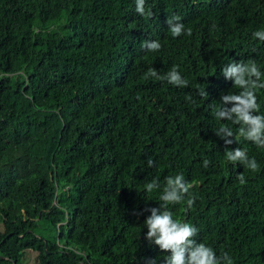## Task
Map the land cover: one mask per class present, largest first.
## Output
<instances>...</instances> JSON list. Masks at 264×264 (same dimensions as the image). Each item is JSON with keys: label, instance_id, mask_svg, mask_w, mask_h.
<instances>
[{"label": "trees", "instance_id": "trees-1", "mask_svg": "<svg viewBox=\"0 0 264 264\" xmlns=\"http://www.w3.org/2000/svg\"><path fill=\"white\" fill-rule=\"evenodd\" d=\"M135 7L0 0V264H23L25 250L37 264H165L170 253L146 239L144 221L176 175L191 187L168 210L198 229L196 242L233 264H264V148L213 108L241 91L225 65L255 61L264 73V42L253 36L264 0H145L151 16ZM173 16L184 25L175 38ZM174 66L187 87L145 78ZM256 96L264 114V89ZM221 125L231 145L215 134ZM237 147L256 171L226 160ZM152 180L160 187L149 193Z\"/></svg>", "mask_w": 264, "mask_h": 264}, {"label": "clouds", "instance_id": "clouds-1", "mask_svg": "<svg viewBox=\"0 0 264 264\" xmlns=\"http://www.w3.org/2000/svg\"><path fill=\"white\" fill-rule=\"evenodd\" d=\"M135 11L141 16H151V12L145 11V0H135ZM179 16H173L166 22L169 25V31L173 38L184 34V25L179 22ZM191 35V30L187 31ZM255 38L264 42V30H258L253 33ZM142 48L149 52L159 51L161 44L159 41H145ZM222 75L226 80L233 81V86L241 89L238 94L223 95L220 100V106L214 108V116L217 120L231 121L239 125L238 133L247 141L253 142L258 148H264V114L258 115L260 105L257 103L256 90L264 89V82L261 77L264 73L260 71L255 61L233 62L222 68ZM155 77L157 80H166L169 84L176 87H187L188 80L182 78L177 67L174 66L164 76H160L155 69H149L145 78ZM198 95L208 98L205 89L198 90ZM231 105V107H227ZM215 134L224 140L225 145L233 143V131L227 125H221ZM226 160L232 163H240L245 167L256 171L259 167L254 158L249 159L247 151L237 147L234 150H226ZM210 161L204 160V167L209 165ZM153 161L148 159V166L151 167ZM241 184L246 183L244 176H238ZM160 184L158 180H152L145 185L147 192L158 189ZM191 185L185 182L182 175L167 177L163 192L159 199L162 202L159 207L147 209L150 212L144 221L147 228L146 239L159 247L162 252L170 253L164 260L165 264H233L232 259L227 253L218 257L212 247L204 243H197L195 237L198 229L180 220L174 219L173 213L168 210L169 205L179 204L184 200L185 194L189 192ZM195 198L187 200L188 208H191ZM149 264H156L155 260L149 261Z\"/></svg>", "mask_w": 264, "mask_h": 264}, {"label": "rangeland", "instance_id": "rangeland-1", "mask_svg": "<svg viewBox=\"0 0 264 264\" xmlns=\"http://www.w3.org/2000/svg\"><path fill=\"white\" fill-rule=\"evenodd\" d=\"M0 230H1V224H0ZM22 263L23 264H37L34 251L25 250L24 255L22 257Z\"/></svg>", "mask_w": 264, "mask_h": 264}]
</instances>
